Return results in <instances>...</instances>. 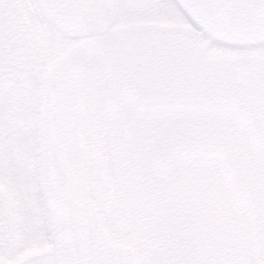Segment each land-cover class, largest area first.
I'll return each instance as SVG.
<instances>
[{
  "label": "rangeland",
  "instance_id": "1",
  "mask_svg": "<svg viewBox=\"0 0 264 264\" xmlns=\"http://www.w3.org/2000/svg\"><path fill=\"white\" fill-rule=\"evenodd\" d=\"M1 1L0 168H5V177L12 182H17L14 176L19 174L20 177V173L25 174H21L23 182H28L30 173L35 176L31 181L39 182L38 174L40 167L44 166V155L52 160L60 152L62 171L59 175L64 186L55 196L62 203L58 212L64 218L59 222L66 229L63 230L67 239L64 247L76 245L74 234L78 214L75 212L81 209V205L84 211L79 217L80 225L83 227L82 220L86 221L84 228L90 234L87 214L90 210L94 213V209L96 212V204L92 196L86 197L85 189L86 186L89 188L91 182V174L86 171V166L87 157L90 160V156L96 153L107 178L104 199L98 207L101 222L113 241L133 247L145 264L192 262L189 249L183 250V257L177 256L173 260L168 254L169 244L164 245L162 241L166 227L161 226L159 204L154 201L159 187L156 186L157 182L149 179L154 168L162 166L161 157L169 164L171 157L177 156L176 165H168L169 173L177 172V168L190 172L191 158L195 154L204 155L207 150H213L219 156L218 164H213L215 158L209 162L212 169L219 165L216 167L219 171L214 176L227 178L239 170L243 184L252 182L254 190L260 192L262 199L256 202V206H262L264 118L256 116L252 105L242 103L239 96L225 87L222 81L225 74L222 72L228 70L226 67L232 62L257 59L264 55V29L246 34L231 30L216 31L210 22L201 20L203 14H196L200 24L191 22L188 25L170 4V8L165 5L168 3L166 0H158L163 7L156 0H136V5L126 3L130 11L116 14L114 8L108 9L98 20L75 35H63L51 27L41 36L37 27L42 20L36 10L34 13L25 11L17 15L12 5ZM36 19H40V22ZM25 20L26 24H31V21L36 24L33 33L41 38L40 46L36 45L41 47V53L35 51L32 57L26 52L27 43L33 42L35 36L24 27ZM15 26L20 30L17 36L21 38L20 44L25 54L21 60L29 65V71L24 75L15 74L10 66L11 72L8 73L6 69L9 67L2 66L6 56L10 60L9 51H6L8 47L2 40L8 38L7 43L11 44L15 38V32L8 37L4 33ZM157 28L174 36L173 39L180 43V56L183 58L179 62L184 66L186 75H183L180 91L169 96L175 98L164 97L158 109L134 105L131 109L114 110L89 109L86 108V101L80 100L82 107L78 105L80 110H75L77 98L72 83L69 82V86L65 82L63 84L71 75H61L59 79L64 80L60 83L56 80L58 74L53 70L61 56H67L71 48L85 47L94 41L112 38L115 34L123 36L131 32L129 29L148 34L157 32L154 30ZM9 48L12 50V47ZM189 59L191 65L188 68ZM189 71L191 79L187 76ZM134 98L140 103L145 96H131L133 101ZM152 103L155 105V101ZM87 123L93 130L90 134L94 137L93 141L88 135L91 129L86 127ZM187 123H191L186 126L188 134L180 126ZM174 126L178 127L173 132L175 138L171 140L172 132L169 129ZM54 135H58V140ZM186 140H191L188 150L183 147ZM170 141H175L174 148L169 149ZM38 192L35 190L32 193L36 197V204H32L36 206V216L44 212ZM11 194L7 195L8 199ZM73 196L77 198V205L73 202ZM256 222L248 229L244 227V232L250 230L253 233L255 228H259L253 234L257 248L251 249L252 253H243L246 261L241 259L240 264H264V216ZM36 225H39L38 222ZM172 226V223L167 224L169 229ZM159 242L163 244L159 245ZM217 261L221 263V257ZM205 264L214 262L207 261Z\"/></svg>",
  "mask_w": 264,
  "mask_h": 264
},
{
  "label": "flooded vegetation",
  "instance_id": "2",
  "mask_svg": "<svg viewBox=\"0 0 264 264\" xmlns=\"http://www.w3.org/2000/svg\"><path fill=\"white\" fill-rule=\"evenodd\" d=\"M156 1L163 7L160 1ZM166 1L168 3L165 5L167 4L170 8V4L176 12L181 14L188 25H191V22L196 25L200 24L196 14H203L204 19L202 17L201 20L210 22L216 31L231 30L246 34L264 29V17L256 20L243 11V7L249 4L251 0H234L227 7L229 12L222 13L215 10L211 4L212 0ZM131 2L136 5V0H105L104 7L97 17L80 26L63 28L48 19L39 0L1 1V3L12 5L17 15L25 11L34 13L36 10L42 20V24L37 27L41 36H44L51 27L60 34L75 35L81 32L85 26L98 20L108 9L114 8L116 14L130 11L125 5H128L126 3L132 4ZM154 8L156 9V7ZM40 19H36V21L40 22ZM32 21L31 24H26L27 21L25 20L24 27L29 29V34L33 33V26L36 27ZM129 30L131 32L123 36L115 34L107 40H97L75 50L71 48L69 54L61 56L59 62L53 66L55 74H58L56 80L60 83L64 80L59 79L61 75H71L66 78L67 81L66 79L63 81V84L64 82L67 83L66 85L69 82L72 83L77 98L76 104H74L75 110L78 111L80 110L79 106L82 107L80 100H85L86 108L89 109L92 107L102 110L131 109L134 105L146 106L147 109H158L161 107L159 104H162L164 96L168 98V96L175 95L180 91L183 75H186L184 66L180 65L179 62L180 58H183L180 56L182 52L179 50L180 43L173 39L174 36L164 33L159 28L154 29L157 32H149L148 34L142 30ZM19 31V28L15 26L4 33L8 37L9 34L15 32V38L11 44L7 43L8 38L2 40L3 44L8 47L5 50L9 51L10 55V60H7L8 56H6L5 64L2 66H10L15 74L24 75L28 73L29 65H27V61L21 60L25 54H23V48L20 44L21 38L18 39L17 36ZM19 36L21 37L20 33ZM40 39L35 36L33 42L27 43L26 52L31 57L35 51L41 53V47H36L39 45ZM33 45H35V49ZM9 47H12V50ZM15 64L18 65L17 68L14 67ZM190 65L191 60L189 59L188 68ZM10 67L6 69V72H11ZM226 68L228 70L222 72L225 74L222 80L225 82V87L239 96V101L252 105L256 116L264 118V55L257 59H240L230 63ZM188 74L189 79L191 71ZM192 74L195 73L192 72ZM133 95H143L145 98L140 100L143 102L138 103L137 99L134 98V101L131 99ZM153 101H155V105L152 103ZM86 127L90 128V124L87 123ZM92 133L93 130L91 129L87 134ZM53 137L58 140V135ZM89 137L93 141L94 137L92 135ZM88 157L86 171L90 172V180L92 181ZM43 161L44 166L40 167L38 174V176L40 175L39 182L37 180L31 181L35 178L32 173L29 174L28 182H23L21 174L24 173H20V177L19 174L14 176V180L19 181L17 184V182H12L13 180L5 177V168H0V264H91L95 209L94 213L89 209L87 214L90 234L86 231V227L84 228L86 221L82 220L83 245L77 247L71 244L64 247L65 243L67 244V239L63 230L66 231V229L64 224L59 222L64 218L58 212V207L60 209L62 203L55 196L56 192L64 186L61 181L63 179L59 175L62 171L60 152H57V156L52 160L45 154ZM20 180L22 181L20 182ZM35 190L39 191L37 194L41 200L38 199L44 209V212L39 216H36V206H33L36 204V197L32 196ZM85 190L86 197H93L91 182L89 188L86 186ZM10 193H12L11 198L8 199L7 195ZM73 202L77 205V198H74ZM79 207L81 209L75 212L78 217L82 216L84 211L82 205ZM36 222L39 225H36ZM37 227L42 229H37ZM133 250L141 264H145L134 248ZM223 252L221 253L222 262H214V264H227Z\"/></svg>",
  "mask_w": 264,
  "mask_h": 264
},
{
  "label": "trees",
  "instance_id": "3",
  "mask_svg": "<svg viewBox=\"0 0 264 264\" xmlns=\"http://www.w3.org/2000/svg\"><path fill=\"white\" fill-rule=\"evenodd\" d=\"M188 124L191 123L180 125L184 133H187ZM177 127L169 129L172 132L171 140L175 138L173 132ZM168 144L169 149L174 148L175 141ZM189 146L191 140H186L183 147L188 150ZM175 158L177 156L171 157L169 163L173 164V167L176 165ZM213 158V164H218L219 156L213 150H207L204 155L195 154L191 158L190 172H182V168H177V172L169 173V164L161 157L162 166L154 168L153 175L149 178L157 182L156 186L159 187L154 201L159 204L161 226L166 227L163 229L165 238L162 241L165 242L164 245L169 244L168 254L173 260L177 256L183 257V250L189 249L191 264L218 262L225 250L223 253L227 264H240L241 259L246 261L243 253H252L250 250L257 248L253 234H256L259 228H255L252 233L250 230L244 232V227L248 229V226L256 224V221L264 216V203L260 208L256 206L262 196L254 190L252 182L243 184L239 170L227 178L214 176V173H218L216 167L219 165L211 168L209 162ZM168 223H172V229L167 227ZM246 223L248 224L245 226ZM163 243L159 242V245ZM201 258L208 259L202 261ZM251 260L249 257V261Z\"/></svg>",
  "mask_w": 264,
  "mask_h": 264
},
{
  "label": "water",
  "instance_id": "4",
  "mask_svg": "<svg viewBox=\"0 0 264 264\" xmlns=\"http://www.w3.org/2000/svg\"><path fill=\"white\" fill-rule=\"evenodd\" d=\"M234 0H212L211 4L217 12H229L227 9ZM47 17L58 26L69 28L80 26L97 16L103 9L105 0H39ZM243 11L256 20L264 17V0H252L243 7ZM92 170V194L96 204V221L94 226V240L92 246L91 264H140L130 247L122 242H113L101 222L98 207L104 199V190L107 186V178L102 172V164L99 155L90 156ZM76 243L78 247L83 245L80 221L77 220Z\"/></svg>",
  "mask_w": 264,
  "mask_h": 264
},
{
  "label": "bare ground",
  "instance_id": "5",
  "mask_svg": "<svg viewBox=\"0 0 264 264\" xmlns=\"http://www.w3.org/2000/svg\"><path fill=\"white\" fill-rule=\"evenodd\" d=\"M85 231V230H84ZM85 233V232H84Z\"/></svg>",
  "mask_w": 264,
  "mask_h": 264
}]
</instances>
